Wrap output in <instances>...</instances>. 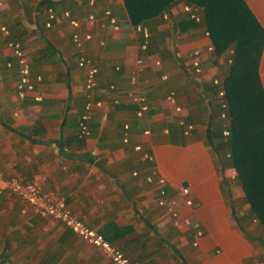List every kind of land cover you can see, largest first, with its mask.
Listing matches in <instances>:
<instances>
[{"label":"crops","instance_id":"0c3cea01","mask_svg":"<svg viewBox=\"0 0 264 264\" xmlns=\"http://www.w3.org/2000/svg\"><path fill=\"white\" fill-rule=\"evenodd\" d=\"M243 1L264 32V0ZM48 3L54 8H47ZM184 6L174 5L170 19L156 26L155 32L171 30V35L152 45L169 43L170 58L177 65L173 75H183L199 91L209 119L211 103L206 92L233 50L216 58L213 50L207 51L212 44L206 32L199 28L182 32L178 23L187 20ZM49 9L54 18L47 27ZM90 16L94 17L92 24ZM172 23H176L174 31ZM0 25L9 32L0 34V180L15 176L40 183L43 190L64 197L68 208L89 228L140 261L152 259L147 256L156 249L147 251L156 238L180 264H264V231L257 228L259 234L248 236V229L254 230L255 225L242 221L244 213L235 211L241 205V194L225 178L226 169L207 144V126L190 121L197 104L186 106L180 81L169 82L172 67L166 66L167 59L158 48L155 53L140 49L142 34L130 24L123 1L0 0ZM148 31L151 36L153 31ZM74 33L98 69L90 93L100 106L94 107L87 122V136L79 135L77 123L87 92L86 71L77 65ZM86 34L91 35L89 40ZM8 42L22 47L32 79L41 78L33 94L22 102L15 95L18 74ZM47 45L53 53L45 51ZM194 49L202 51L201 71L209 56L216 61L202 78L187 71V54ZM7 62L12 68L6 67ZM259 76L264 90V45ZM173 86L179 89L178 97L168 89ZM172 92L174 104L167 100ZM135 93L149 104L142 119L135 116ZM35 96L42 100L35 101ZM177 106L181 108L178 113ZM180 120L195 126L190 136L184 135ZM170 130L175 134L170 135ZM153 170L165 179L169 195L178 202V223L157 205L158 186L146 181ZM183 187L189 188L192 206L185 205L179 194ZM194 224L203 231L195 246ZM15 262L110 264L100 248L62 224L35 216L26 204L4 193L0 195V264Z\"/></svg>","mask_w":264,"mask_h":264},{"label":"trees","instance_id":"16d2710c","mask_svg":"<svg viewBox=\"0 0 264 264\" xmlns=\"http://www.w3.org/2000/svg\"><path fill=\"white\" fill-rule=\"evenodd\" d=\"M121 1L133 27L142 26L153 31L148 39V53L157 52V47L165 44L161 45V41L165 42L164 39L170 37L171 30L155 32V29L164 22V16L170 19V9L179 3L197 7L200 17L198 24L187 15V20L178 23L182 32L197 28L202 29V33L207 32L216 58L233 50L225 73L218 79L219 85L211 83L208 90L211 93L206 92L211 103L212 118L208 123L206 141L217 155L219 165L236 171V181L244 195L242 199L249 206L250 219L264 227V90L259 78L264 32L260 25L243 0ZM49 7L54 8L51 3L47 4ZM172 27L174 31L176 23H172ZM156 39L161 40L160 46H157L158 43L152 45ZM45 49L52 52L48 45ZM167 51L172 57L170 50ZM218 90L224 92L227 105L228 137L223 135L224 121L220 119L221 108L216 98ZM215 117L219 122H212ZM174 132L170 130V135H174ZM226 194L231 197L228 188ZM238 223L241 225L240 221Z\"/></svg>","mask_w":264,"mask_h":264},{"label":"built area","instance_id":"2783aa9c","mask_svg":"<svg viewBox=\"0 0 264 264\" xmlns=\"http://www.w3.org/2000/svg\"><path fill=\"white\" fill-rule=\"evenodd\" d=\"M184 11L190 16L189 18L196 22L200 23V17L198 13V8L194 6H184ZM49 13V21L46 24L47 27H50V22L54 18V14L52 9L48 10ZM107 15H110L107 13ZM66 17H69L68 13H66ZM167 19V16H164ZM89 22L92 24L94 21V17H89ZM110 22L116 26V22L114 20H110ZM72 26L77 27L78 24L76 22H71ZM137 30L142 34V42L140 45V49L146 51L149 46L150 33L145 27L137 26ZM0 34L8 35L9 32L3 25H0ZM206 36L209 37L206 32ZM91 38L90 34H86L85 40H89ZM72 42L78 50V62L77 65L79 68H83L85 72V80H84V90L87 92V102L85 104L84 112L80 116L78 120V129L79 135L87 136L88 135V127L87 122L91 118L93 109L95 106H100V103H95L91 97V90L96 86V75L98 73L97 67L89 60L84 51V46L81 41L78 33H74L72 35ZM7 47L11 50L12 55L15 58V64L17 67L18 81L15 88V95L19 102L24 101L30 94L32 95L35 91V83L40 82L41 78L37 77L35 80L31 77V66L29 59L22 47L15 42H8ZM213 48L209 46L207 48L208 52H211ZM201 49H194L187 54V60L189 61V66L187 71L192 75L196 76L199 73L201 74ZM232 54V51L231 53ZM230 63V61H229ZM138 64L141 65V60L138 61ZM7 68H12V63H6ZM142 71V68L139 70ZM199 74V75H200ZM219 80L213 78L212 84L219 85ZM217 102H219L221 113L220 119L223 120L224 129L227 127L226 123V109L227 105L224 100V92L222 90H218L216 94ZM35 101L39 102L42 100L41 96H35ZM175 94L172 92L167 97L171 103H175ZM132 102L137 106V110L135 112V116L139 119H142L145 114L149 111V104L147 99L135 93L132 96ZM176 112H180L181 108L177 106L175 108ZM179 125L183 128L184 135H189V132L192 130V124L185 122L184 120L179 121ZM226 125V126H225ZM127 128V126H125ZM228 129V128H227ZM148 132H145L147 134ZM224 137L229 136V131L223 130ZM136 150H140V148H136ZM146 159H151V157L145 154ZM232 179L234 176L231 177ZM146 181L148 183L155 182L158 186L157 189V205L162 207L166 213L173 219L176 223H178L179 213L177 210L178 202L175 197H171L166 189V181L163 177H161L157 170L152 171V175L147 176ZM8 194L15 197L21 202L27 204L29 208H31L33 214L40 218L50 219L54 222H58L66 226L68 229L72 231L77 237L86 243L100 248L105 256V258L109 261L110 264H136L116 246H114L111 242L107 241V239L101 235L96 230L89 228L85 222L75 215L67 206L66 200L64 197L59 196L57 193L52 191L43 190L42 186L38 182H26L20 177L11 176L7 179L0 180V195ZM189 188L183 187L180 189V195L183 197L184 203L187 206L192 205L191 199H189ZM194 236L195 242L194 246L197 245V240L202 237L203 231L200 229L198 224H194Z\"/></svg>","mask_w":264,"mask_h":264},{"label":"rangeland","instance_id":"374dc122","mask_svg":"<svg viewBox=\"0 0 264 264\" xmlns=\"http://www.w3.org/2000/svg\"><path fill=\"white\" fill-rule=\"evenodd\" d=\"M165 46V48H164ZM159 49V51L161 52V56L164 57L166 60V66H170L172 67L171 71L169 72L170 74H168V80L170 82L171 79H175V80H179L180 81V84L182 85V87L184 88L185 92H183L182 95L185 96V100H186V103L187 105L186 106H192V105H196L197 104V107L193 110V115H192V118L190 121H192V123H195V124H199L200 122H202L204 124V126H207L208 128V123L211 122V119H207L208 116H206V113L204 114V111H203V101H202V98H201V95H199V91H197V89L194 87H192V85L188 82L189 80H187L183 75L181 74H174L173 75V69H177V65L175 63V61L170 58L169 54H168V51L167 53L165 52L166 49H170L169 47V43H165L163 45V47H157ZM168 55L169 58H167L165 55ZM202 54V53H201ZM207 55V54H206ZM177 58H178V54L176 55ZM202 57V55H201ZM206 57V56H205ZM208 57V56H207ZM207 57L205 58V60H207ZM159 60L160 58L157 57ZM204 60V61H205ZM161 62V60H160ZM168 63V64H167ZM216 61H214V59H212L211 56H209V59L206 61V63H204L205 67L206 68L205 70H207V68H210L213 66V64H215ZM226 63V62H225ZM227 64V63H226ZM161 65H162V62H161ZM201 70H202V67H201ZM203 69L202 73L205 71ZM225 70H226V66L224 65V67H221L219 69V73H217L215 76L217 77V79H220L222 77V75L225 73ZM178 73V72H177ZM202 73L199 75L201 76L202 78ZM162 74V73H161ZM159 74V75H161ZM167 80V81H168ZM199 80V79H198ZM172 81V80H171ZM169 90H172V91H175L176 93V96L178 95V88L176 87H169L168 88ZM198 93H197V92ZM178 97V96H177ZM202 103V104H200ZM166 104V103H165ZM165 108H169V106L166 104L165 105ZM206 109V108H205ZM176 111V110H175ZM206 112H208V110L206 109ZM211 115V114H210ZM210 117V116H209ZM219 122V120L217 119V117H215L212 122L215 123V122ZM227 125V124H226ZM225 125V126H226ZM195 129V126L192 124V130L189 132V135L190 136L192 134V132L194 131ZM224 130H227L229 131L227 128H225ZM225 178H227V180H229L231 183H232V186L234 188H236V191H238L240 194H241V200L239 199V202L241 203V205L238 204V206H235V211L237 214H243V217H242V221H247V220H250V221H247V222H251V224L255 225L254 226V230H251V229H248V236H254L256 233L259 234V231H257L259 229L263 230V227L259 224V222H256V224L253 222V220H251L250 218V215H249V206L248 204L245 203V201L242 199L244 198V195L242 193V190L238 184V181H236V171H234L233 169H226L225 170ZM234 176V178L232 179L231 177ZM234 184V185H233ZM21 202V200H19ZM25 204V203H24ZM27 205V204H26ZM192 206V205H191ZM29 207V206H28ZM242 207V209H241ZM31 209V208H30ZM240 209V210H239ZM32 211V210H31ZM240 211V212H239ZM233 214V212H232ZM235 215V212L234 214ZM50 220V219H49ZM52 221V220H51ZM54 222V221H52ZM55 223H58V222H55ZM58 224H61V223H58ZM63 225V224H62ZM249 227V226H248ZM256 234V235H257ZM153 245H150L148 247V251L147 252H151L152 250H154V248L156 249L155 252L153 251L150 255L148 254L147 258H152L149 262H145V260H142L143 261V264H150V262H152L151 264H154V261L156 262V264H169V261H174L176 262V264H180L178 263V259L176 258L175 254H173V252L171 251L170 248H166L165 246H161L159 245L158 243V240H156V238H153ZM113 244V243H112ZM114 246L118 247L123 253L124 250H123V247L120 246V245H115L113 244ZM125 245V244H124ZM125 246H128V245H125ZM154 246V248H153ZM127 254V253H125ZM135 255V254H133ZM127 256L129 258H131L132 260H134L136 262V264H142V261L138 260V259H134V257H132V255H130V253L127 254ZM131 256V257H130ZM62 258H63V255H62ZM147 259V260H148ZM264 261V260H262ZM13 264V263H12ZM15 264H17V262H15Z\"/></svg>","mask_w":264,"mask_h":264}]
</instances>
